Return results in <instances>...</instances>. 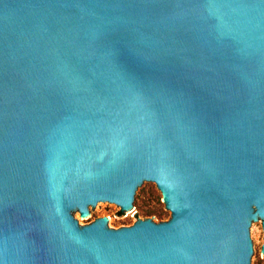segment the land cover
<instances>
[{"label":"water","instance_id":"95a60500","mask_svg":"<svg viewBox=\"0 0 264 264\" xmlns=\"http://www.w3.org/2000/svg\"><path fill=\"white\" fill-rule=\"evenodd\" d=\"M148 184L167 221L83 225ZM258 223L264 0H0V264H258Z\"/></svg>","mask_w":264,"mask_h":264},{"label":"rangeland","instance_id":"374dc122","mask_svg":"<svg viewBox=\"0 0 264 264\" xmlns=\"http://www.w3.org/2000/svg\"><path fill=\"white\" fill-rule=\"evenodd\" d=\"M171 216L163 192L156 186L148 184L140 194V206L128 216L120 206H113L91 211L89 221L83 216V225L106 217L113 228L130 226L140 219H151L156 223L167 221ZM262 223H258V264H264Z\"/></svg>","mask_w":264,"mask_h":264},{"label":"bare ground","instance_id":"6f19581e","mask_svg":"<svg viewBox=\"0 0 264 264\" xmlns=\"http://www.w3.org/2000/svg\"><path fill=\"white\" fill-rule=\"evenodd\" d=\"M106 220H107V218H106Z\"/></svg>","mask_w":264,"mask_h":264}]
</instances>
